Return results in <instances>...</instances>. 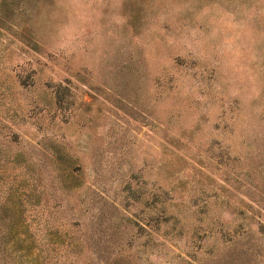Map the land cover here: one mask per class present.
Masks as SVG:
<instances>
[{
    "label": "rangeland",
    "instance_id": "obj_1",
    "mask_svg": "<svg viewBox=\"0 0 264 264\" xmlns=\"http://www.w3.org/2000/svg\"><path fill=\"white\" fill-rule=\"evenodd\" d=\"M0 264H264V0H0Z\"/></svg>",
    "mask_w": 264,
    "mask_h": 264
}]
</instances>
